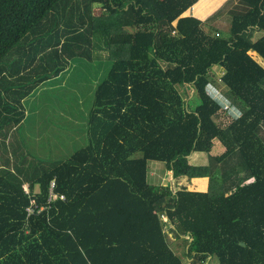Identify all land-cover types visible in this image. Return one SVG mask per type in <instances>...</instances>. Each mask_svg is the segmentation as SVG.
<instances>
[{"label":"trees","instance_id":"16d2710c","mask_svg":"<svg viewBox=\"0 0 264 264\" xmlns=\"http://www.w3.org/2000/svg\"><path fill=\"white\" fill-rule=\"evenodd\" d=\"M237 1L250 10L227 14L221 37L202 29L214 19L181 16L202 0H0L1 135L21 128L24 99L63 59L84 57L94 33L111 61L84 146L41 173L23 158L0 169V264H182L164 227L189 264H264V0ZM21 46L27 55L4 59ZM213 66L240 112L224 125ZM148 162L174 181L207 177V188L150 185Z\"/></svg>","mask_w":264,"mask_h":264},{"label":"rangeland","instance_id":"374dc122","mask_svg":"<svg viewBox=\"0 0 264 264\" xmlns=\"http://www.w3.org/2000/svg\"><path fill=\"white\" fill-rule=\"evenodd\" d=\"M228 1L230 0H213V4L207 3L210 5L208 7L210 10L213 8L214 12L218 11L213 16L206 18L214 19L211 23H203L206 24V27H202L205 33L221 37L230 35L229 24L223 19L226 16L223 7ZM92 11L97 15L103 10L99 5L94 4ZM233 12L244 14L243 10ZM173 24L174 22L169 24V27L172 28ZM208 28L213 29L214 32H207ZM252 36L257 39L260 33L256 32ZM86 51L88 52L84 57L63 59L66 65L64 71L57 75L52 74L39 82L33 93L24 99L25 118L21 128L16 132H9L8 136H3L0 133V169L4 167L14 173V168L21 163L24 167L30 165V169L35 167L37 173H41L44 169L65 162L76 150L86 144V115L92 105V92L96 83L106 77L111 66V61L108 58L109 50L105 47V42L99 39L97 33L92 36L91 46L86 48ZM28 53V46H21L11 51L4 59L10 63L19 58L21 54L27 55ZM222 70L224 69L216 66L211 68L212 76L216 79V86L219 90L218 94L215 93L216 99L223 104V99L225 100L222 94L224 87L218 81V77L224 72ZM6 75L8 74L6 73ZM0 92L2 95L1 89ZM192 92L193 89L189 88L187 99L192 95ZM218 119L221 121V125H224L231 120V116L220 107ZM258 135L264 140V129H261ZM21 158L23 159L21 160ZM3 159L9 160V164L3 165L1 161ZM19 160H21L20 163L16 164ZM234 160L232 158L228 163L215 166L213 172L216 176L215 179L219 181V173L222 170H228L227 167H231ZM147 182L153 186L168 185L171 188L175 183L176 187L184 185L190 190L202 191L207 188L208 178H197L189 182L186 180L174 181L163 164L148 162ZM22 188L25 192L27 191L25 184L22 185ZM33 191L37 192L38 187L36 186ZM162 221H165V217ZM164 232H166L169 246L180 257L182 264H189L190 259L183 254L186 244L180 240L181 237L175 238L172 233L168 232L167 227H164ZM203 264H217L216 258H207Z\"/></svg>","mask_w":264,"mask_h":264},{"label":"crops","instance_id":"0c3cea01","mask_svg":"<svg viewBox=\"0 0 264 264\" xmlns=\"http://www.w3.org/2000/svg\"><path fill=\"white\" fill-rule=\"evenodd\" d=\"M205 2H206L205 3L206 4L205 7H203L200 11L198 10V13L196 15H193V13H192V7L195 5V3H194V5L192 7H190L186 12L181 14V16L182 17H184V16H186V17L187 16H193L196 19L200 20L201 22L207 20L206 18H209V17L213 16L218 10L216 12H214L213 8L211 10L208 8V7H210V5H208L207 3L213 4L212 0H206ZM232 2H235V5H232ZM223 8H224V12H226L225 13L226 15L227 14H231V15L236 14L235 12H233L235 10H243L244 14L247 13L250 10V6L249 5L240 3L237 0L228 1L227 4H225ZM256 32L260 33V35H261L260 31H256ZM259 37L260 36H258V38ZM9 132H11V131H9Z\"/></svg>","mask_w":264,"mask_h":264},{"label":"clouds","instance_id":"9594fccd","mask_svg":"<svg viewBox=\"0 0 264 264\" xmlns=\"http://www.w3.org/2000/svg\"><path fill=\"white\" fill-rule=\"evenodd\" d=\"M212 98H216L215 93H219V91L215 88H212ZM220 103V102H219ZM220 107H222L223 110H227L228 114L231 116V118L239 117L240 112L234 107L229 104V102L223 99V104L220 103Z\"/></svg>","mask_w":264,"mask_h":264},{"label":"water","instance_id":"95a60500","mask_svg":"<svg viewBox=\"0 0 264 264\" xmlns=\"http://www.w3.org/2000/svg\"><path fill=\"white\" fill-rule=\"evenodd\" d=\"M239 245H240V246H243V244H242V243H239Z\"/></svg>","mask_w":264,"mask_h":264},{"label":"built area","instance_id":"2783aa9c","mask_svg":"<svg viewBox=\"0 0 264 264\" xmlns=\"http://www.w3.org/2000/svg\"><path fill=\"white\" fill-rule=\"evenodd\" d=\"M54 197V199L56 198L55 196H53Z\"/></svg>","mask_w":264,"mask_h":264}]
</instances>
